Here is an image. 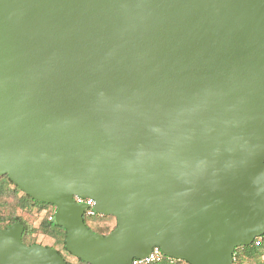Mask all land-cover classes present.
Masks as SVG:
<instances>
[{
  "label": "water",
  "instance_id": "1",
  "mask_svg": "<svg viewBox=\"0 0 264 264\" xmlns=\"http://www.w3.org/2000/svg\"><path fill=\"white\" fill-rule=\"evenodd\" d=\"M4 175L87 264H232L264 234V0H0ZM22 235L0 264H68Z\"/></svg>",
  "mask_w": 264,
  "mask_h": 264
},
{
  "label": "trees",
  "instance_id": "2",
  "mask_svg": "<svg viewBox=\"0 0 264 264\" xmlns=\"http://www.w3.org/2000/svg\"><path fill=\"white\" fill-rule=\"evenodd\" d=\"M7 179L9 184L13 185L14 191H18L19 193H22L20 197L15 199L14 205L5 206L3 205V210L0 207V230L6 229L14 224H21L23 227V235H22V242L26 246L35 245V243L31 242L32 236L34 234H40L44 236H48L54 240V244L57 246H60L62 250L67 252L65 247V240H66V231L59 227L55 219L53 221H48L47 216L48 212L50 211V207L52 205L41 203L38 201L33 200L30 196L23 193L18 189L17 186H15L8 177H4ZM7 192V190L4 188V186L0 188V195H3ZM7 211L4 213L3 211ZM35 211L34 213L38 215H42V217L39 220L38 225L33 227L31 224H29L25 219H23L20 215H18V211ZM91 230V229H89ZM93 233H96L95 231L91 230ZM98 234V233H97ZM257 239L255 238L251 245L246 247H238L234 250L233 258L235 264H243L244 259H242V256H246L245 259L248 260H257L264 254V234L262 235V240L259 243V246H255V242ZM59 252V251H58ZM69 254V252H67ZM77 264H87L85 262H82L80 259L76 258ZM155 264H172L169 263L167 258H165L163 261ZM173 264H182L180 261L173 263Z\"/></svg>",
  "mask_w": 264,
  "mask_h": 264
},
{
  "label": "rangeland",
  "instance_id": "3",
  "mask_svg": "<svg viewBox=\"0 0 264 264\" xmlns=\"http://www.w3.org/2000/svg\"><path fill=\"white\" fill-rule=\"evenodd\" d=\"M1 186L2 187L4 186V188L7 190L5 194L0 195V207L3 210V205L7 207L10 205H14L15 199L20 197L22 193H19L18 191H15V193H13L14 191L13 185L9 184V182L5 178H0V188ZM3 212L6 213L7 211L4 210ZM34 212L35 211L33 210L21 211V212L18 211V215H20L33 227L34 226L36 227L42 215L37 216ZM110 219L111 218L109 216H106L105 218L97 216L93 218L90 222L87 221V226L89 229L95 231L96 233L106 234L108 233V231L113 229L115 225V221L113 219L111 220ZM30 241L35 244H39L68 255L67 253L68 251L65 252L64 250H62V248L54 244V240L48 236L34 234ZM245 257H246L245 255L242 256V259H244L243 264H264V254L257 260H250V259L246 260Z\"/></svg>",
  "mask_w": 264,
  "mask_h": 264
},
{
  "label": "built area",
  "instance_id": "4",
  "mask_svg": "<svg viewBox=\"0 0 264 264\" xmlns=\"http://www.w3.org/2000/svg\"><path fill=\"white\" fill-rule=\"evenodd\" d=\"M73 200L76 204L85 206L83 216H84V218H86V220L88 222H90L93 218H95L97 216L102 217V215L95 212V210H94L95 201L92 198H83V197H79V196H74ZM55 211L56 210L53 208L48 212V216H47L48 221L54 220ZM256 239H257V241L255 242V246H259V243L262 240V236L256 237ZM165 258H167L169 263H172V264L179 262L176 259L165 257L163 255L162 251L160 250V248L153 247L151 250V253L147 257H145V258H134L132 260L131 264H155V263H159V262L163 261ZM180 262L182 264H189L185 261H180ZM232 264H235L234 258H233Z\"/></svg>",
  "mask_w": 264,
  "mask_h": 264
},
{
  "label": "flooded vegetation",
  "instance_id": "5",
  "mask_svg": "<svg viewBox=\"0 0 264 264\" xmlns=\"http://www.w3.org/2000/svg\"><path fill=\"white\" fill-rule=\"evenodd\" d=\"M4 177H8L7 175H4V176H1L0 178H4ZM9 179V178H8ZM10 180V179H9ZM74 198V197H73ZM51 209H55L56 210V207H54L53 205H52V207H50ZM50 209V210H51ZM106 216H102V218H105ZM111 219H113L114 221H115V225H114V228L113 229H111L110 231H108V233H106V234H104V233H98L99 235H102V236H106V235H108V234H110L115 228H116V225H117V221H116V219L113 217V216H109ZM83 219H84V223L86 224V226H87V220H86V218H84V216H83ZM110 219V220H111ZM87 228H88V226H87ZM89 229V228H88ZM97 234V233H96ZM37 245H39V244H37ZM42 246V245H41ZM58 252V251H57ZM60 255H61V257L64 259V261L66 262V263H68V264H76L77 263V261H76V257H74V256H72L70 253L67 255V254H64V253H61V252H58ZM75 262V263H74Z\"/></svg>",
  "mask_w": 264,
  "mask_h": 264
}]
</instances>
